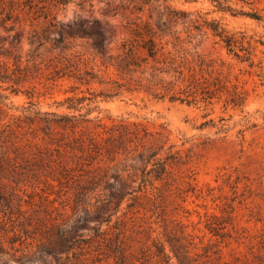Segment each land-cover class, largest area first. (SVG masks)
<instances>
[{"label":"rangeland","instance_id":"rangeland-1","mask_svg":"<svg viewBox=\"0 0 264 264\" xmlns=\"http://www.w3.org/2000/svg\"><path fill=\"white\" fill-rule=\"evenodd\" d=\"M251 1L229 3L237 10H256L263 21L217 13L209 0H67L66 5L53 2L47 19H36L22 5L12 6L8 25L15 30L1 28L0 37L15 47L22 74L0 84V264H178L172 246L181 250V264H259L264 235V46L258 44L253 63L242 61L204 24L217 18L230 31H246L264 41V0ZM47 2L50 6L52 0ZM1 6L9 10L8 4ZM55 16L63 25L79 21V32L105 33V55L96 54L87 38L77 39L63 53L51 44L32 42L31 34H40ZM146 29L165 52L188 61L198 56L216 61L246 95L245 106L226 107L225 97L187 104L148 95L144 88L151 59L136 73H121L117 67L125 68L131 60L121 44L138 39L137 32L147 38ZM158 78L165 75L158 73ZM118 84L124 89L140 86V91L121 93ZM29 110L82 114L92 121L76 136L97 134L113 149L119 144L124 150L135 147L110 138V129L123 122L141 124L155 138L167 140L161 155L172 146L176 164L156 184L161 197L144 201L139 211L124 203L112 222L101 227L117 205V200L101 203L105 191L95 187L100 175L112 173L108 164L103 161L102 170H95L97 164L87 165L90 158L85 161L65 147L57 152L56 146L34 139L42 132L33 120L42 116L35 118ZM97 124L101 127L95 129ZM131 164L121 165L124 175L134 174ZM109 183L110 193L120 197L122 187L113 178ZM118 216L125 228L122 240L114 228L119 227ZM75 229L88 239L64 253L63 240H69L64 233Z\"/></svg>","mask_w":264,"mask_h":264},{"label":"trees","instance_id":"trees-1","mask_svg":"<svg viewBox=\"0 0 264 264\" xmlns=\"http://www.w3.org/2000/svg\"><path fill=\"white\" fill-rule=\"evenodd\" d=\"M87 1L90 0H83V2ZM185 1L197 2L198 0ZM209 1L217 13H230L233 16L240 15L258 22L263 21V16L254 9L251 11L237 10L229 3V0ZM241 1L244 4H253L251 0ZM53 2L61 5L67 4V0H52L50 6H45L48 3L47 0H0V29L2 28L7 33L15 30L13 25H8V22L13 18L12 6L22 5L23 10L28 9L29 13H33L36 19L41 16L47 19L52 11V7L56 6ZM2 4H8L9 10H6V7H2ZM204 24L222 41L230 54H233L242 61L253 63L258 44L264 46V41L257 39L256 35H250L246 31H230L220 19L204 20ZM77 27L83 28V25L79 21L63 25L57 16H55L40 34L35 30L29 39L32 42H36L38 46L51 44V48H59L62 53L67 51L79 38L92 39L93 43L91 45L95 53L104 56L107 52L105 46L106 34L101 30L95 32L82 30L79 32ZM145 34L147 38L143 36V33L137 32L136 36L138 39L133 41L126 40L121 44L120 49L131 60L125 68L120 65L117 67L121 73H124L125 70L136 73L143 64L149 65L151 59L153 65L149 68L151 69L150 76L145 78L147 85L144 88L148 95L159 100L169 99L171 102L187 104L197 101L210 104L216 97L219 99L225 97L224 103L226 107L242 108L245 106L246 95L243 91L239 90L237 84H232L229 76L223 75L216 61L206 60L200 56L193 61H188L183 56L172 54L171 51L165 52V47L159 46L150 29H146ZM14 49L13 45L6 46L5 39L0 37V84L13 80L11 75L22 74V69L18 64V56L13 54ZM139 51L144 53V57L137 56V52ZM161 56H164L163 59H160ZM10 61L14 62L13 69H11ZM130 67L133 68L130 69ZM11 70L12 72H10ZM140 72L141 74H145L146 70ZM158 73L165 75V78H158ZM124 86L123 84L117 85L121 93L124 91L133 92L137 89L140 91V86L134 89H124ZM68 101H72V99H68ZM68 108L74 109L73 107ZM29 111L35 115V118L42 116L39 117V120H33L34 123H38L39 130L42 132V134H35L34 139H40L50 146H56L57 152H60V149L65 147L69 148L75 155L80 154V158L85 157L84 159L82 158L85 161H88V158H90L87 165L92 167L97 164L95 170H102L100 163L103 161L108 164L107 168H110L112 173L109 174L106 171L100 175L95 187H103L105 191L104 198L100 200L101 203L108 204L112 203L113 200H117V205L113 208V213L109 215V218L102 220L101 227L103 223L109 225L112 222V217L118 215L124 203H127V209L138 208L137 211H139L145 208L143 207L144 201L153 199L156 201L161 197L160 193L157 192L159 188L156 184L163 181L165 176L170 173L169 167H173L176 164L174 161V154L176 153H172V146L167 148L169 152L165 157L161 155L166 149L167 140L155 138V135L141 124L133 123L131 125L123 122L114 125L110 129V138H114L117 142L128 141L135 144V147L132 150H128L125 146L124 150L121 148L122 144H119L116 149H113L105 144L103 145V142L98 139L99 136L97 134H95L96 136L89 134L88 137L82 135L76 136L79 132L83 131L85 127L83 126L84 123L92 121L85 118L82 114L69 116L53 112L42 113L39 110ZM80 117L82 118L81 120ZM100 127V124L94 126L95 129ZM61 130L64 131L62 134ZM67 131H71V135L67 134ZM122 156L123 158L119 160ZM124 162L132 163L131 170L134 174L131 172H128L126 175L123 174L126 171L124 168H121ZM110 178H113L122 187L121 195L118 198L110 193L112 187V184L109 183ZM149 188H151L150 193ZM122 223L121 217L118 216L117 225L119 227L114 228L120 231V240L125 238V228L122 229ZM70 234L72 235L70 236ZM64 235L66 236L65 238H69V240H63V243H65L63 248L64 253H69L75 246L81 245L88 239L84 235L78 234V229H75L73 233L66 232ZM259 244L263 253L257 258L259 264H264V235H262ZM171 250L177 258L178 264H181V250L176 252L174 246H172Z\"/></svg>","mask_w":264,"mask_h":264}]
</instances>
